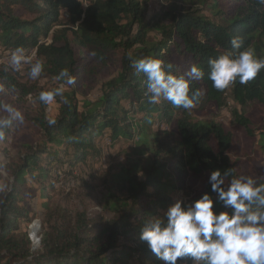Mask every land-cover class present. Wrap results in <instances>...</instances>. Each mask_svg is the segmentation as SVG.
<instances>
[{
  "label": "trees",
  "instance_id": "obj_1",
  "mask_svg": "<svg viewBox=\"0 0 264 264\" xmlns=\"http://www.w3.org/2000/svg\"><path fill=\"white\" fill-rule=\"evenodd\" d=\"M85 1L86 6L81 0H0V47L35 50L42 73L58 84L62 69L76 78L63 93L68 103L56 97L54 116L47 112L49 104L40 102L41 111L32 118L36 137L18 142L21 150L3 166L11 184L0 173V264H163L139 239L145 220L163 217L178 193L189 191L195 192L191 202L207 192L217 213L231 211L210 191L208 177L217 169H234L239 176L229 154L233 133L221 123L196 121L192 113L208 103L222 108L228 99L239 108L256 103L264 110V70L247 84L237 80L222 91L208 79V61L225 50L251 48L264 58V0H164L152 14L149 0ZM233 37L240 38L241 49H232ZM144 57L171 64L176 76L192 65L201 68L204 78L189 82V95L200 93L196 106L185 110L166 100L150 104L146 77L130 66ZM0 84L7 90L0 97V113L5 97L32 92L7 71L0 72ZM97 86L98 98L80 105L77 96ZM16 102L11 106L23 118ZM231 114L246 138H264L251 118L237 109ZM154 125L167 130L155 131ZM103 132L146 159L105 176L101 215L68 217L50 204L54 192L62 193L53 173L96 157L95 138ZM255 180L264 183L261 177ZM38 214L43 217L40 247L33 251L28 226ZM192 263L190 257L177 260Z\"/></svg>",
  "mask_w": 264,
  "mask_h": 264
},
{
  "label": "clouds",
  "instance_id": "obj_2",
  "mask_svg": "<svg viewBox=\"0 0 264 264\" xmlns=\"http://www.w3.org/2000/svg\"><path fill=\"white\" fill-rule=\"evenodd\" d=\"M230 43L232 49H241L239 37H233ZM9 63L14 70L30 64L27 75L32 80L38 79L44 70L43 62L32 63L23 48L11 52ZM208 65L212 87L222 91L237 80L243 85L255 79L264 70V58H258L251 48L225 50L210 59ZM130 66L146 77L145 95L150 104L166 100L173 107L189 110L199 102V91L189 95V82L204 78L198 66L192 65L179 76L171 74V64L153 57L134 59ZM56 80L61 81L58 87L39 93L38 100L45 105L54 103L58 96L68 103L63 93L66 87L75 85L76 78L68 69H62ZM2 108L7 115L0 116V140L4 139V129L10 127L13 120H22L11 105ZM234 172L229 169L222 173L217 169L208 177L210 191L231 211L217 213L216 201L206 192L188 205L177 200L163 217L151 216L145 220L139 239L146 242L159 261L177 264L178 258L190 257L193 264H264V183L258 184L252 177L237 176ZM228 177L231 179L225 186Z\"/></svg>",
  "mask_w": 264,
  "mask_h": 264
},
{
  "label": "rangeland",
  "instance_id": "obj_3",
  "mask_svg": "<svg viewBox=\"0 0 264 264\" xmlns=\"http://www.w3.org/2000/svg\"><path fill=\"white\" fill-rule=\"evenodd\" d=\"M81 1L83 6H86V1ZM166 3L164 0H149V13L152 14ZM11 52V50L0 47V72L7 71L19 83L29 87L32 92L22 97H20V92H16L12 97H5L3 100L4 105H12L13 101H17L15 105H22L21 109L24 113L18 125L16 127L10 126L8 132L4 134V139L0 140V173L4 180H8L9 184H11V180L8 179L7 172L3 166L21 150L18 147V142L29 143L37 135L32 118H37L41 111L40 101L38 100L39 93L41 91H51L59 86L55 80L46 77L43 73L36 80L30 79L27 75L30 64H23L20 70H14L9 63ZM25 54L32 63L37 61L35 50H25ZM99 89L100 87L97 86L92 92H88L85 97L78 95L77 98L80 105L86 99L96 100L99 96ZM6 93L5 86L0 84V97H4ZM125 107H128L127 103H125ZM234 109H237L244 117L251 118L257 130L264 131V110L256 103H249L244 108H239L228 99L226 106L222 108L208 103L204 105L202 110L193 112L192 115L196 121L221 123L226 130L231 131L234 139L229 154L232 155L236 162L239 175L250 176L253 179L259 177L264 179V151L261 148V146H264V138L257 137L254 141L246 138L232 120L231 113ZM47 112L49 115H55L54 103L47 106ZM6 115L7 113L4 111L0 113V116ZM153 129L164 132L167 127L162 125L158 128L157 125H154ZM95 146L98 151L96 157H87L84 162L82 161L74 167L68 165L59 166L53 173V176L57 178L56 187L62 193L54 192L50 204L53 207H61L68 217L74 218L77 214H84L87 220L101 215L104 204L103 197L106 193L103 184L105 176L118 172L120 166L136 159H141L143 163L146 159L145 156L138 157L139 155L129 145L112 141L108 132H103L95 138ZM228 182V180H225V186ZM197 187L198 185L194 184V188ZM194 197L195 192L192 191L184 194L178 193L177 195V198L187 203V205L191 204V199ZM30 203L34 208L36 207L35 199ZM104 216L108 217L109 214H104ZM42 218V214H38V217L34 218L28 226V237L33 251L40 247ZM34 226L39 230L35 240L29 233Z\"/></svg>",
  "mask_w": 264,
  "mask_h": 264
},
{
  "label": "bare ground",
  "instance_id": "obj_4",
  "mask_svg": "<svg viewBox=\"0 0 264 264\" xmlns=\"http://www.w3.org/2000/svg\"><path fill=\"white\" fill-rule=\"evenodd\" d=\"M38 232H39V230L35 226L30 229V232L29 233L31 234V237L33 238V240H35L36 235H37Z\"/></svg>",
  "mask_w": 264,
  "mask_h": 264
}]
</instances>
